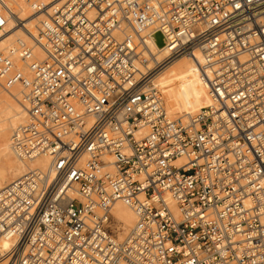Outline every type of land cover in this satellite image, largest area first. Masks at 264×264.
<instances>
[{
    "label": "built area",
    "instance_id": "2783aa9c",
    "mask_svg": "<svg viewBox=\"0 0 264 264\" xmlns=\"http://www.w3.org/2000/svg\"><path fill=\"white\" fill-rule=\"evenodd\" d=\"M33 10L45 16L33 45L0 53V78L24 88L14 154L50 160L0 190V262L264 264V0H38ZM6 26L0 12V38ZM158 33L168 56L143 72ZM197 52L212 104L171 116L152 81ZM119 201L137 217L123 240Z\"/></svg>",
    "mask_w": 264,
    "mask_h": 264
},
{
    "label": "bare ground",
    "instance_id": "6f19581e",
    "mask_svg": "<svg viewBox=\"0 0 264 264\" xmlns=\"http://www.w3.org/2000/svg\"><path fill=\"white\" fill-rule=\"evenodd\" d=\"M33 4L34 2L27 4L24 0H0V12L5 11V15L7 16L5 33L3 37L0 38V53L5 50L10 51L13 49L12 47L16 42L18 44L20 42H33L32 39L34 36H37L40 22L45 19V16L39 13L34 15L29 14L30 9L33 10ZM26 14L27 16L24 18ZM168 53L169 51L166 47L158 46L156 41L149 38L147 40V47L141 51V58L137 63V68L143 72H151L159 63L164 61V59L168 56ZM37 54L41 58L44 57L40 50H37ZM186 58V60H176L167 67L163 68L155 76L151 84L154 89H157L158 91L162 89L166 93L168 99L166 103L170 113H174L178 110H193L198 107L203 109L212 104V99L200 74V67L198 63V61L201 63L204 62V56L201 52H197L196 57L187 56ZM23 68V71L26 72L27 69L25 67ZM14 98H17V92L14 87H7L6 91L0 87V139L6 134L10 127L14 126L15 123L17 121L19 122L21 119V113L16 108ZM20 105L25 115H27L28 113L24 104H22V99L20 100ZM188 112L181 117L187 118L194 114ZM10 139L9 141H11ZM0 147L10 159V145L8 143H1ZM108 159L112 161L111 156H108ZM18 160L20 162L18 171L15 176H12L13 178L19 177L30 168L32 169L33 166H35L31 164L32 162L39 167H46L50 159L48 156L44 155L31 161L19 158ZM8 181H11V179L9 178ZM5 186L6 185L3 186V181L0 176V190ZM112 213L114 217L117 216L118 219L125 224L126 228L129 229V233L137 220L136 214L132 208L119 201L113 206ZM12 245V240H3L1 248H10ZM0 264H8V259L1 261Z\"/></svg>",
    "mask_w": 264,
    "mask_h": 264
},
{
    "label": "rangeland",
    "instance_id": "374dc122",
    "mask_svg": "<svg viewBox=\"0 0 264 264\" xmlns=\"http://www.w3.org/2000/svg\"><path fill=\"white\" fill-rule=\"evenodd\" d=\"M27 4L29 3H33V2H35V1H38V0H24ZM44 1H48V0H44ZM30 9V8H29ZM1 13H3V14H5V11L4 12H1ZM29 14H31V15H34V10H31L30 9V13ZM26 16H27V14L24 16V18H26ZM37 34H38V31H37ZM27 44H30V45H33V42H26ZM15 46V47H14ZM12 48H17L18 47V43L16 42L15 43V45H14ZM2 53H4V54H9V51H7V50H5L4 52H2ZM181 59H187L186 58V56L185 57H181V58H179V59H177V60H181ZM154 66V65H153ZM161 70H159L158 71V73L160 72ZM28 72V71H27ZM157 73V74H158ZM156 74V75H157ZM155 75V76H156ZM155 78V77H154ZM0 80H1V83H0V87L4 90V91H6V88L7 87H14V89L16 90V92H17V98H14L15 99V102H16V108H17V110L21 113V119L19 120V122L17 121L16 123H15V125L14 126H12V127H10L8 130H7V132H6V134L4 135V136H2L1 137V139H0V144L2 143V144H4V143H8L9 145H10V159H12V160H10L8 157H7V155L5 154V152L2 150V148L0 147V176H1V178H2V181H3V186L4 185H7V184H9L12 180H14L15 178H13L12 176H15L16 174H17V171H18V166H19V160H18V157L15 155V154H13L14 152H13V150L11 149L12 147H11V136H12V134H13V132H14V130L18 127V126H20L21 124H23L27 119H28V114L27 115H25V113H24V111H23V109H22V107H21V105H20V100L22 99V104H24L25 105V102H24V96H23V92H24V88L20 85V84H17V83H9L8 82V79H4V78H0ZM159 90H160V88H159ZM162 93L161 94H163L162 96H163V99H164V103H165V106H166V109L168 110V107H167V95H166V93L161 89L160 90ZM6 94H7V92H6ZM9 95V94H8ZM11 97V96H10ZM25 107V106H24ZM201 109V107L199 108H196V109H193V110H178V111H176V112H174V113H170V111H168L169 112V114L171 115V116H175V117H177V118H180L181 116H183V115H185V114H187V112L188 113H197V112H199V110ZM182 114V115H181ZM183 118H185V117H183ZM17 126V127H16ZM16 127V128H15ZM9 137V138H8ZM8 139V140H7ZM9 139L11 140V141H9ZM7 140V141H6ZM8 160V161H7ZM11 163V164H10ZM29 163H31V162H29ZM4 164V165H3ZM32 165H35V166H33V168H38L39 166L38 165H36V164H34L33 162L31 163ZM31 169V168H30ZM29 170V169H28ZM5 172V173H4ZM9 174V175H8ZM8 175V176H7ZM10 176V177H9ZM9 178L11 179V181H8L9 180ZM5 181V182H4ZM112 221H113V226L116 228V230H117V235H118V238H119V240H123L126 236H127V234H128V231H129V229H127L126 228V226H125V224L121 221V220H119L118 219V217L117 216H115L114 217V215H113V218H112Z\"/></svg>",
    "mask_w": 264,
    "mask_h": 264
},
{
    "label": "water",
    "instance_id": "95a60500",
    "mask_svg": "<svg viewBox=\"0 0 264 264\" xmlns=\"http://www.w3.org/2000/svg\"><path fill=\"white\" fill-rule=\"evenodd\" d=\"M154 40L156 41L157 45L160 47L164 46V39L161 33H158L154 36Z\"/></svg>",
    "mask_w": 264,
    "mask_h": 264
}]
</instances>
